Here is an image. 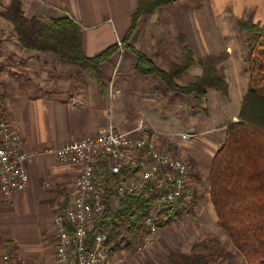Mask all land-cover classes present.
<instances>
[{"label":"crops","instance_id":"1","mask_svg":"<svg viewBox=\"0 0 264 264\" xmlns=\"http://www.w3.org/2000/svg\"><path fill=\"white\" fill-rule=\"evenodd\" d=\"M13 1L0 0V14ZM20 1L28 19L49 22L71 16L80 28L82 51L86 57H95L113 46L118 47L116 52L100 65L99 73L96 75L93 71L70 67L53 54L25 51L19 44L13 25L0 16V61L6 65L0 72V79L3 82L1 88L4 90L11 123L25 138L29 149H56L67 142L106 132L110 125L119 131H129L136 128L141 119L146 120L147 117V122L151 123L146 126L152 130L151 133L162 147L175 156L184 157L183 159L189 161L190 165L198 159V153L196 158L193 156L191 158V150L188 148L194 146L192 143L195 141L202 146L209 144L207 131L210 128L213 130V127L209 125L200 131L195 128L193 132H188L200 135L198 140L191 142L182 141L178 137L179 134L187 132L172 128L176 126L174 123H179L178 116L187 115V110L190 115V126L195 127L198 120L195 108L198 102L195 95H183L164 89L167 92L161 94L154 92L156 96L150 98L149 88L138 87L140 85L138 82L147 81L146 78L149 76H141L136 72L137 56L125 47V42L150 59L153 54L149 47L151 40H145L147 36H142V32L138 30L129 36L139 0ZM214 1L217 3L222 1L223 7L213 13L220 14L230 3L232 5L230 13L237 20L252 19L254 23L264 26V0ZM186 31L185 33L189 34L184 36L186 40H180L181 37L176 36V41L183 51L182 61L185 48L191 51L196 63L199 58H207L212 47L208 46L201 28L191 26L190 31ZM119 42L122 44L121 47ZM141 42L146 51L142 49ZM157 42L158 40L155 41V45ZM23 59L27 62L25 63ZM124 60L128 65L127 69L121 68ZM10 63L18 64V68L12 67L15 72H8L11 70L8 69ZM58 70L59 73H56ZM195 70L196 66L189 68L187 70L189 74L181 77L178 85L186 87L194 82L198 78ZM190 72L194 73L193 78ZM43 74L49 78H46L41 86L39 81ZM232 79L234 81L232 74L225 77L229 84L228 96L232 89ZM131 80L136 81L137 85L133 86L129 82ZM114 83H118L119 88L115 89ZM63 86L66 87L59 91L58 88ZM111 88L112 95L109 93ZM213 92L219 91L211 90L209 95ZM181 98L185 101L186 109L174 106L182 102ZM142 103L146 104L147 108H141ZM156 106L158 109H155ZM124 110L138 115L126 116ZM238 116H234L232 122ZM170 117H174V120L169 119ZM210 118L211 115L206 117L207 120ZM224 138L216 151L224 142ZM215 153L211 155V164ZM25 168L29 176L26 190L14 196L11 201L4 200L0 195V264H3L2 255L7 251H17L35 264H52L55 253L52 244L55 231L52 218L58 208L68 206L73 181L79 175V167L74 164H59L54 155H46L27 162ZM193 174L195 176V173ZM198 199L197 190V201Z\"/></svg>","mask_w":264,"mask_h":264},{"label":"built area","instance_id":"2","mask_svg":"<svg viewBox=\"0 0 264 264\" xmlns=\"http://www.w3.org/2000/svg\"><path fill=\"white\" fill-rule=\"evenodd\" d=\"M109 93L112 95V88ZM151 132L141 119L129 131L110 125L106 132L56 149H29L11 123L4 90L0 88L1 197L11 201L26 190L29 176L25 165L40 156L54 155L59 164L79 167L68 206L58 208L52 218V264H108L114 242L110 241L111 231L105 223L129 198L143 200L148 208L145 232L136 244L139 254L152 248L162 225L172 222L175 214L195 209L197 186L191 165L162 147ZM178 137L191 142L200 135L184 133ZM2 262L35 264L17 251L5 252Z\"/></svg>","mask_w":264,"mask_h":264},{"label":"trees","instance_id":"3","mask_svg":"<svg viewBox=\"0 0 264 264\" xmlns=\"http://www.w3.org/2000/svg\"><path fill=\"white\" fill-rule=\"evenodd\" d=\"M178 1L180 0H139L129 36L143 15L152 14L162 6L176 4ZM0 16L13 25L19 44L25 51L53 54L61 62L83 71H93L96 75L99 73L100 65L118 48L113 46L95 57H86L82 51L80 28L71 16L49 22L28 19L20 0H14ZM240 26L254 35L253 41L249 44L247 58V63L253 68L254 74L250 79L249 91L242 100L240 121L228 123L224 142L212 160L208 183L210 200L218 224L233 248L243 257L245 264H264V26L254 23L252 19L241 20ZM125 44V47L137 56L136 72L145 77L156 75L165 78L167 84L171 85H167L168 91L195 95L198 103L199 98L201 102L205 101L211 90L222 92L223 95L228 94L227 84L223 78L216 76L217 73L213 76L198 77L186 87L175 83L183 77L185 71L196 64L188 48H185L184 60L180 64L184 65L182 67L178 64L171 65L173 69H177L178 66L180 69L183 68L177 73L179 75H176L153 65L148 56L134 46H128L126 42ZM216 60L214 56H208L203 63L207 65ZM141 65H144L142 70L139 69ZM148 67H151L152 71H149ZM155 67L157 70L153 69ZM196 113L198 116L199 112ZM147 214L148 208L143 200L129 198L112 215L110 221L105 223L111 231L110 241L114 242L109 251L111 258L122 249L123 238L119 237L123 228L129 230L132 238L144 234ZM174 217L170 223L179 220L181 215L175 214ZM170 223L163 224L162 228ZM133 243L131 240L126 245L132 246ZM192 254L186 257L187 264L211 263L212 253L205 245H197Z\"/></svg>","mask_w":264,"mask_h":264},{"label":"rangeland","instance_id":"4","mask_svg":"<svg viewBox=\"0 0 264 264\" xmlns=\"http://www.w3.org/2000/svg\"><path fill=\"white\" fill-rule=\"evenodd\" d=\"M222 7V1L217 3L214 0H180L176 4L162 6L152 14L148 13L146 16L139 18L136 24L137 27L131 34L133 35L139 30L143 33L142 36H147L145 40H151L149 47L153 54H151L152 59L150 60L153 62V65L160 69L162 68V70L165 69L170 73L179 75L177 73H180L183 69L180 68L184 64L180 65L183 59V51L178 45L179 42L176 41V36L178 35L179 38L181 37L180 40L183 39L184 41L187 39L184 36L189 35L185 33V31H190L191 26L201 28V33L204 35L206 41H208V46L212 47L210 48L211 50H209L211 51L209 56H214L217 60L204 65L205 62L203 63V60L207 58H199L194 65L196 66L195 71L198 77L200 78L206 75L213 76V74L216 75L217 73L216 76L223 78L225 81V77L232 74L234 81L233 79L231 80L232 89L230 90L231 93L229 96L228 94L223 95L222 92H213L205 101L201 102L199 98L200 103H197L196 106V111L199 110V115L197 116L198 120L194 128L190 126V115L188 110L186 111V116L185 114L178 116L179 123H174L176 126L172 127L187 133L193 132L195 128L200 131L203 128L209 127V125L213 127V130H210V128L207 131L209 132V138L207 140L209 144H203L202 146V144H198V142L196 143L195 141L192 143L195 145L188 148V150H191V158L192 156L196 158L197 153L199 155L198 159L191 164V171L195 173L196 186L199 193V199L196 202L195 209L190 213L182 214L179 220L177 219L176 222L170 223L167 227L163 228L152 248L144 254H139L137 252L136 244L138 238H132L129 230L126 227L123 228L119 237L121 239L123 238L122 249L110 259L109 264H187L186 257L191 256L197 245H205L210 248L212 253L210 264H245L243 257L233 248L230 240L220 228L214 207L211 205V200L209 198L210 189L208 185V174L211 168V155L215 153L216 148L225 137L224 134L228 123L234 119V116H238L242 100L250 88L249 78L251 79L254 74L253 68L249 67L247 63L249 44L253 41L254 35L248 33L240 26V21L247 19L241 18L237 20L235 16H232V13H230L232 5L230 3L226 5L225 9L221 10L220 14L213 13ZM186 27H188V29H186ZM157 40L158 44L155 45V41ZM141 47L146 51V48L142 46V42ZM128 50L131 51L130 49ZM200 52L201 49L199 48V57L201 56ZM23 61L25 63L27 62L25 59H23ZM0 62L1 72L6 65L3 61ZM20 63L19 61V64ZM173 64H178L181 67L178 66L177 69H173V66H171ZM149 65L152 64L149 63ZM69 66L73 67L71 65ZM12 67L18 68V64H11L8 68L11 70H8V72L16 71L13 70ZM121 68H128L125 60ZM139 69H144V65H141ZM153 69L157 70L156 67ZM148 70L152 71L151 67H148ZM176 70L178 72H176ZM59 71L60 70L56 71V73H59ZM193 72H190L192 78L194 75ZM187 73L189 74L187 71L184 72L185 75ZM46 78H49V76L45 74L41 76L39 81L41 86L44 84ZM146 80L145 82H138L140 84L138 87L149 88L151 90L150 98L156 96L154 92H158L159 94H161V92H167V90L164 89L171 86L167 84V80L161 76L157 77L156 75H152L146 78ZM187 80L188 79H186V81ZM178 81L179 80L175 81L177 85L179 84L177 83ZM129 82H131L133 86L137 85L135 84L136 81L131 80ZM181 82H183V79ZM2 83V79H0V88L3 85ZM225 83L227 87H229L228 82L225 81ZM114 86L115 89L117 87L119 88L118 83H114ZM65 87L66 86L59 87L58 89L62 91ZM228 90L229 89H227V93ZM181 101L182 102H178L174 105L175 108L181 109L184 107V109H186V106H184L185 101H183L182 98ZM141 108H147V105L142 103ZM155 109H158V107L156 106ZM124 113L126 116L130 114L132 117L138 115V113L135 114V112H127L125 110ZM224 113L225 117H223ZM169 115L175 116L177 114ZM209 115H211V118L207 120L206 117ZM157 118L159 119L158 116ZM169 119L174 120V117H170ZM144 121H146V125L151 123L149 121L147 122V117ZM239 121L240 118L238 116L234 122ZM131 240L132 242L134 241L133 245H126V243L131 242ZM193 255L194 254H192V256Z\"/></svg>","mask_w":264,"mask_h":264}]
</instances>
